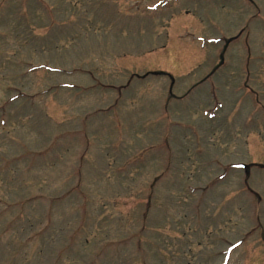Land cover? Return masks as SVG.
Returning <instances> with one entry per match:
<instances>
[{"label": "rangeland", "instance_id": "obj_1", "mask_svg": "<svg viewBox=\"0 0 264 264\" xmlns=\"http://www.w3.org/2000/svg\"><path fill=\"white\" fill-rule=\"evenodd\" d=\"M0 264H264V0H0Z\"/></svg>", "mask_w": 264, "mask_h": 264}]
</instances>
